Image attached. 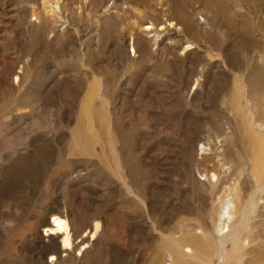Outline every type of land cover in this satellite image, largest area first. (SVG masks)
<instances>
[{
	"label": "rangeland",
	"instance_id": "obj_1",
	"mask_svg": "<svg viewBox=\"0 0 264 264\" xmlns=\"http://www.w3.org/2000/svg\"><path fill=\"white\" fill-rule=\"evenodd\" d=\"M213 174L239 253L190 264H264V0H0V264H50L54 217L89 243L59 264H175Z\"/></svg>",
	"mask_w": 264,
	"mask_h": 264
},
{
	"label": "bare ground",
	"instance_id": "obj_2",
	"mask_svg": "<svg viewBox=\"0 0 264 264\" xmlns=\"http://www.w3.org/2000/svg\"><path fill=\"white\" fill-rule=\"evenodd\" d=\"M198 142L202 144L200 148L201 154L206 156L205 154L209 150L208 146H210L209 143L203 142L202 140ZM211 177L212 178L205 177L204 180L197 181L196 186L198 188H205L206 190H209L211 195L214 197L219 191H222V183L217 175L213 174ZM237 192L238 191L233 188L231 189L225 187V189H223L221 195L219 194L220 196L218 197V199L222 202V206L219 212L211 217V224L214 228L210 229L207 226L191 227L188 230L189 237L186 236L188 239L183 242H178L175 245V264H190L191 260L194 259L191 245L200 243L201 240H205L206 243L209 240H219L222 244V250L219 256L221 263H225V261L229 258L236 256V254L239 253V249L237 247H234L231 250L228 248L230 241L235 243L238 240L237 229L235 232L234 227L236 224H239V221H237V217L235 216L239 207ZM211 206L214 207V204H211ZM246 213L244 212L242 216L244 217ZM45 225L44 237L48 239L42 240L41 244L43 245V249L45 251L44 255H51L52 260L50 264H59L62 260V257L60 256L61 253L65 254L63 257L69 259L73 257V253L77 250L80 252L77 256L78 258L81 257V254L82 257L87 254V251L86 253L82 252L85 251L83 247L89 245L86 237L82 236V238H78V234L74 229H70L65 219L54 217L51 222H45ZM130 228H134V226L131 224ZM183 243H187L188 245L182 246Z\"/></svg>",
	"mask_w": 264,
	"mask_h": 264
}]
</instances>
